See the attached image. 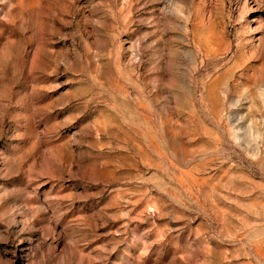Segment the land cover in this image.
<instances>
[{"label": "rangeland", "instance_id": "obj_1", "mask_svg": "<svg viewBox=\"0 0 264 264\" xmlns=\"http://www.w3.org/2000/svg\"><path fill=\"white\" fill-rule=\"evenodd\" d=\"M0 264H264V0H0Z\"/></svg>", "mask_w": 264, "mask_h": 264}]
</instances>
